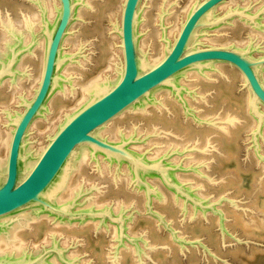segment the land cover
Masks as SVG:
<instances>
[{
	"label": "bare ground",
	"instance_id": "6f19581e",
	"mask_svg": "<svg viewBox=\"0 0 264 264\" xmlns=\"http://www.w3.org/2000/svg\"><path fill=\"white\" fill-rule=\"evenodd\" d=\"M249 1L250 0H228L221 4L216 12H222L231 5L245 6L244 4ZM2 2L3 0H0V5ZM95 2V0H86L85 6H77L75 12V17L77 16V19L71 23L68 33L62 42L61 51L63 55H71L73 52H77V56L73 61L68 60L60 67L59 74L62 76V79L56 82L51 98L47 102L46 108L43 110V116L38 117L30 127L26 137L27 144L25 149L27 155L26 169L28 170L35 165L49 142V137L58 130V127L85 103L93 99L96 94L101 93L104 88L113 85L123 72L124 52L121 45V37L117 33H110L109 30L121 25L124 0H106L104 3H100L99 7ZM193 2L194 0H186L182 5L178 0H142L139 7L138 31L140 34L139 49L144 56L145 67L154 66L162 60L166 54L164 48L165 42L161 39V22L168 26L167 35L170 40L174 42L180 33L182 24L190 12ZM10 3L13 4V11H11L12 9L10 12L6 11V16L3 15L0 7V57L9 61L15 56L12 72L0 80L1 174L5 173L7 167L10 143L14 130V124L10 122V116L12 117L24 109L21 103L22 98L30 99L33 97L42 77L48 41L44 33V19H47L50 27L53 28L61 8V2L59 0H32V2L20 4L11 0ZM250 7L253 9L252 6ZM86 15L94 16L93 23H90L92 24V29L90 31L96 33V37L99 40L96 56H93L92 53V51L94 53L96 52L92 47L94 46L93 37H85L88 35L84 32V30H87L85 29L86 24L84 22ZM243 21L251 24L253 27L263 28L260 19L258 20V25L245 20ZM151 23V29L147 31L145 28L150 26ZM84 34L86 35L84 36ZM91 35L93 34L91 33ZM253 37V35L250 36L245 42L239 40L241 43L240 45H247L249 41L253 39V45H258L259 49L264 50V45L260 46L259 41L255 40V37ZM204 41H220V39L208 35H203L198 38L199 43H204ZM256 53L261 54L262 50ZM90 62H94L91 68H88V66V69L85 68L86 65H91ZM30 65H32V69H30ZM224 65L223 62H212L205 67L190 68L179 73L175 77V82L185 89L181 87L179 92H176L172 87L165 86L154 91L149 97L142 99L141 102L132 106L104 125L100 129L99 134L112 140H120L123 136L125 138H130V135L135 136V133H137L136 131H128L122 128L118 122L121 121L127 111L144 113L149 111L150 107H156L160 111L154 114L151 119H155L165 127L168 126L182 131L181 135L183 141L188 142L195 136L202 137L203 141H201L206 143L212 142V139H216L217 144L221 148V154H225V156L223 155V157L220 158V170L224 172V178L218 189L222 190L227 187H233L238 193H243L244 190L248 188L253 197L251 200L253 208L250 212L242 213L240 210L237 211L231 208L226 210L227 216L232 215L233 218L232 221L230 220V222H228V225H232V227L236 229L238 228L246 235H264V173L262 176L260 173L261 171L259 173L254 171L250 173V176H246L245 169H243L237 161L240 132L242 129L251 130L255 128L258 118L250 111L249 88H244L241 93H236L234 91L237 80L241 82L245 81L242 72L236 68V66L232 65L230 68L233 70L231 72L232 75H229V73L227 74L225 72L226 70L224 71ZM218 70L221 71L225 80L227 78V81L216 85L217 88L215 89H218L217 95L213 98L211 97L210 101V97L204 95V93L206 88L208 90L209 87L212 88V82H215L212 77L217 76L216 73H218ZM196 85L200 86L198 90L195 88ZM199 93L203 98H201L200 95L198 96ZM177 95L179 97L182 96L183 101ZM201 99H206V102L210 105L207 112L204 113L207 116L205 119L208 124L201 125L200 128L196 130L190 123V120H188V123L184 124L181 122L180 117L202 122V112H197L194 109V107L197 106L196 101L200 102ZM54 107L56 109H54ZM165 108L167 111H165ZM261 109L264 111L263 103H261ZM170 111L171 115H167ZM53 112L57 114H55V117L54 115L52 116ZM7 114L8 116H6ZM216 114L218 115L217 118L224 119L225 122L215 121L217 119L214 117ZM38 124L46 125L43 131L41 130L42 132L39 133V137H36L37 134L34 133V129ZM197 132L199 134L196 135ZM145 144L144 142L132 143L130 147L139 153H144L148 159L158 158L164 151L162 147H156L154 151L150 153V151L144 150ZM174 146L177 147L178 144ZM177 149L181 150L182 148L179 146ZM255 151L259 156H262L258 149ZM95 156L98 157L99 162L94 160V151L89 146H83L78 150L67 170L51 191V196L55 201L63 203L80 194L81 201L85 206L100 207L107 205L98 203L101 194L98 193L99 187L93 185L91 189L86 188V175L79 180L80 174H84L88 161L91 163L95 162L97 165H100L103 161L106 165L108 164L113 169L115 168L117 177L121 178L123 176V180L127 185L132 184L133 171L128 162L121 161L119 163L115 158H107L101 152H97ZM175 156L176 157L169 158L167 164H177L178 155ZM230 161L232 165H229L228 162ZM259 163L264 167V160ZM117 166L118 168L116 169ZM119 172L123 173L120 174ZM170 174L175 180L182 184L184 183L192 194L205 199L202 193L200 194L199 191L193 188V182H191V184L182 180L186 172L171 169ZM259 174L261 176H259ZM143 176L158 190L157 194L152 195L153 206L159 203L161 204V208L165 209L169 215L173 216L176 214V206L178 208L187 207L188 209L185 211L202 212L201 209L195 208L191 202L186 201L184 196L179 195L173 189L166 186L158 174L144 172ZM93 188L95 190H92ZM131 188L137 195L134 201L138 204L140 203L146 209L145 189L140 185H134L133 187L131 186ZM123 191L124 190L121 192ZM127 196L128 199H132L133 195L129 193ZM111 207L115 213H120L123 212V210L125 211L126 206L122 205L119 207L116 205ZM222 215L225 216L224 211H222ZM46 218L53 220L55 217L42 211L40 207L26 208L0 218V255L19 256L24 252H36L39 247L26 243L24 233L29 227L34 226L32 227V232L35 233L34 235L39 236L46 228V225H41ZM145 219L151 226H153L152 223L158 221L150 215H146ZM222 221L223 218L220 222L221 226H223ZM34 222L36 223L35 225H33ZM56 223L57 225H61V223L62 225H73L78 222L57 220ZM85 223L90 226L87 225V227L85 226L83 228L86 229V231H90L92 223L100 225L102 222L99 219H90L83 224ZM106 224L105 226L107 227L111 226L118 242L128 244L127 239L120 238L118 224L110 221H107ZM152 228L156 229V227ZM126 231L129 233L128 221L126 223ZM160 238L165 242L169 241L168 243H170L171 246H175V243L170 241L171 237L169 233L166 232L165 236L160 235ZM211 239H217L216 234L213 233ZM48 242H51V238L47 240V243ZM60 243L64 244L61 239ZM65 246L66 245H64V247ZM130 248L132 251L140 252V246L137 240L133 244H130ZM97 254L101 259L100 261L104 264L103 248L101 245L97 246ZM67 256L73 257L74 255L67 252ZM49 262L51 264H63L55 254L49 258ZM135 263L136 261L131 258L130 253L126 252L123 256L122 264ZM173 264H178V262H173Z\"/></svg>",
	"mask_w": 264,
	"mask_h": 264
},
{
	"label": "water",
	"instance_id": "95a60500",
	"mask_svg": "<svg viewBox=\"0 0 264 264\" xmlns=\"http://www.w3.org/2000/svg\"><path fill=\"white\" fill-rule=\"evenodd\" d=\"M59 1L61 8L54 27L51 28L49 21L44 19V33L48 41L39 85L33 97L22 98L24 109L10 116L14 130L7 167L5 173H0V218L26 208L40 207L42 211L55 217L54 222L61 220L84 223L90 219H99L102 222L100 226H104L110 221L118 224L121 239L125 238L132 243L138 240L126 231V223L128 219H132V213L128 214L124 210L115 213L110 205L85 206L80 194L63 203L55 201L51 196L52 189L78 150L83 146H89L94 151L96 162H99L95 156L97 152H101L107 158H115L119 163L128 162L133 171V185H130L132 187L140 185L146 191V213L156 218L180 244L193 243L194 241L178 235V231L166 216L154 209L152 195L157 194L158 190L143 176L144 172L156 173L166 186L184 196L195 208L203 212L213 211L220 214V209L216 208L219 201L197 197L184 183L175 180L170 174L171 169H191L182 166L181 163L167 164V160L178 151H167L158 158L148 159L144 153L130 147L132 143L139 142L138 137L130 135V138L123 136L120 140H112L100 135L99 131L104 125L162 87L169 86L179 92L181 87L184 88L175 82V77L179 73L190 68L205 67L212 62H225L236 66L242 72L245 79L242 88L248 87L250 90V111L258 118L257 126L252 129L251 138L255 150L259 149V137L262 136L264 128V111L261 109V103L264 104V50L259 49L258 45L254 46L253 39L247 45H239L204 44L199 43L198 38L210 34L211 32L207 31L209 29L231 24L236 18L258 25V20L264 15V2L255 9L248 5H231L217 13L218 7L228 0H194L174 42L167 35L168 26L161 22V39L165 42L166 54L154 66L145 67L144 56L139 49L138 31L139 7L142 0H124L121 25L110 30V33H117L121 37L124 52L123 72L113 85L96 94L58 127V130L49 137V142L35 165L28 170L25 149L30 127L38 117L43 116V110L51 98L56 82L62 79L59 74L60 67L64 62L73 61L77 56V52L63 55L62 42L71 23L77 19V16L75 17L77 6H85L86 0ZM261 50V54L256 53ZM14 61L15 56L9 61L0 57V80L12 72ZM179 98L183 101L182 96ZM120 238L118 237L119 241ZM69 250V247H64L60 243V239L52 235L51 242L42 243L36 252H24L19 256L0 255V264H51L49 258L54 254L63 264H87L82 263L78 256H67Z\"/></svg>",
	"mask_w": 264,
	"mask_h": 264
},
{
	"label": "rangeland",
	"instance_id": "374dc122",
	"mask_svg": "<svg viewBox=\"0 0 264 264\" xmlns=\"http://www.w3.org/2000/svg\"><path fill=\"white\" fill-rule=\"evenodd\" d=\"M10 1L11 0H3L1 3L2 6L0 5L4 16H6V11L10 12L12 9L13 4H11ZM12 1L19 4L32 2V0ZM95 1L99 7V4L104 3L106 0ZM178 1L183 5L186 0ZM263 2L264 0H250L244 5L252 6L253 9H255L261 6ZM11 11H13V9ZM93 20V15L85 16L84 22L86 24L85 29L87 30H84V32L89 36L86 34H84V36L86 35V38L93 37L94 46L92 47L96 52L94 53L92 51V53L93 56H96L99 40L96 37L97 34L90 31L92 29V24L90 23H93ZM260 21L263 28L253 27L251 24L236 18L231 24L208 30V32H211L208 36L218 37L220 41H204V44L236 43L240 45V41L245 42V40L253 35L255 37L253 38L258 40L259 44L262 46L264 45V15L260 18ZM151 25L152 23L145 29L149 31ZM91 33L93 35H91ZM90 63L91 65H86L85 68H87V66L91 68L94 62ZM223 63L225 64V68H223L224 71L226 70L225 72L230 75L233 71L230 69L232 65L225 62ZM30 69H32V65H30ZM216 75L217 76L212 77V79H214L213 81H215L212 82V88L209 87V90L206 88L204 93V95L210 97V101L211 97L213 98L217 95L218 89H215L217 88L216 85L227 81V78L225 80L221 71L218 70ZM199 87V85L195 86L197 90ZM243 90L242 82L237 80L234 91L236 93H241ZM199 95L201 97L200 93L198 96ZM196 104L197 106H195L194 109L197 112H202L203 115L201 116L203 121L198 122L185 117H180V120L184 124L188 123V120H190L192 126L197 130L201 125L208 124L205 119L207 116L204 113L207 112L210 105L206 102V99H201L200 102L196 101ZM54 109L56 108L54 107ZM159 111L160 110L156 107H150V110L144 113L127 111L118 124L120 123L119 125L128 131H136L135 137L139 138V142L137 143H146L144 145V150L150 151V153H152L156 147H162L164 150L162 153L167 151H178V153H175L172 157L178 155L177 163H181L184 167L191 168L189 170H179L180 172H186L182 180L186 183L193 182V188L199 191L200 194L202 193L205 199L209 201H219L216 208L220 209V214L214 213L213 211H185L188 208L184 209V207L178 208L176 206V214L173 216L169 215L165 209L161 208V204L156 203L155 206H153L154 209L162 212L166 216L172 226L178 231V235L194 241L193 243L180 244L173 239L171 233L166 230L164 226L160 225L158 221L152 223L153 226L147 223L145 219L146 215H148L146 209L143 205L134 201L137 195L134 193L131 185L125 183L123 176L121 178L117 177L115 168L113 169L108 164L106 165L103 161L100 165L88 161L84 174H80L79 180L86 175V188L91 189L93 185L99 187L98 193H101L99 204H107L110 206L117 205L119 207L125 205V211H127L128 214H133L132 219H128L129 233L138 239L140 252L138 253V251L131 250L130 244L134 242L132 243L128 240V244L118 242L111 226H100L92 223L91 230L86 231V229L83 228L85 226L87 227L88 224L86 223L83 224L78 222L73 225H62L61 223V225H57L56 222L48 218L44 220V223L41 222V225H46V228L39 236L34 235L35 233L32 232V227L34 226L29 227L28 230L25 231V242L29 245L39 247L42 243L47 242L54 233V235L64 243L62 245H66L70 248L69 253L78 256L82 263L87 264H103L97 254L98 245H101L103 248L104 264H122L123 256L126 252L130 253L131 258H133L136 263L138 261L137 264H173V262H178V264H264V235H246L238 228L236 229L232 227V225H228V222H230V220L232 221L233 218L232 215H229L230 217L227 216L226 210L231 208L237 211L240 210L242 213L250 212L253 208V203H251L253 197L247 187L245 188L248 190L245 189L243 193H238L233 187H227L222 190L218 189L224 178V172L220 170V158L223 157V155L225 156V154H221V148L217 144V140L212 139V142L206 143L202 142V137L195 136L188 142L183 141L181 135L182 131L168 126L165 127L155 119H151L152 116ZM165 111H167V109ZM55 114L56 112H53L52 116L54 115L55 117L57 115ZM167 115H171V111ZM214 117L217 118L218 115L216 114ZM215 121L225 122L224 119L220 118H217ZM45 125L46 124H38V126L35 127L34 133L37 134L36 137H39V133L43 131ZM251 132L252 129H242L240 132L237 161L240 166L245 169L246 176H250V173L254 171H257V173L261 171L260 173L263 176L264 167H262L259 162L264 160V128L262 136L259 137L260 148L258 149L262 156H259L253 147ZM197 134L199 133L197 132L196 135ZM175 144H178V146L175 147ZM179 146H181V150L177 149ZM228 163L232 165L231 161ZM119 173L122 174L123 172ZM261 175L259 174V176ZM92 190L95 189L93 188ZM119 190L124 191L121 192ZM129 193L133 195L132 199L127 198ZM221 210L225 212V216L222 215ZM222 218L223 226L220 224ZM35 224L34 222L33 225ZM152 227H156V229ZM166 232L170 234V241L174 242L175 246H171V244L168 243L169 241L165 242L160 238V235L165 236ZM213 233L216 234L217 237L215 240L211 239Z\"/></svg>",
	"mask_w": 264,
	"mask_h": 264
}]
</instances>
